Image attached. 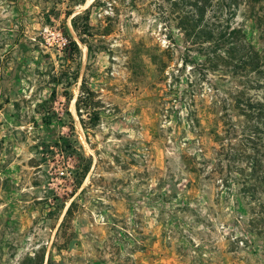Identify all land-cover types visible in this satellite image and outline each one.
Returning <instances> with one entry per match:
<instances>
[{"label":"rangeland","instance_id":"obj_1","mask_svg":"<svg viewBox=\"0 0 264 264\" xmlns=\"http://www.w3.org/2000/svg\"><path fill=\"white\" fill-rule=\"evenodd\" d=\"M249 5L226 17L260 49L264 8ZM187 10L0 0V264H264V237L237 246L248 221L184 168L213 145L210 110L233 82L209 61L213 47L184 38ZM52 28L63 41L46 39ZM82 83L95 126L79 122Z\"/></svg>","mask_w":264,"mask_h":264},{"label":"trees","instance_id":"obj_2","mask_svg":"<svg viewBox=\"0 0 264 264\" xmlns=\"http://www.w3.org/2000/svg\"><path fill=\"white\" fill-rule=\"evenodd\" d=\"M169 1L172 6L188 9L178 19V28L186 41L199 47H213L207 53L209 61L224 63L223 72L233 80L224 96L216 100L210 110L214 128L208 131V135L213 145L208 150L199 148L183 157L184 168L194 174L195 179H200V175L205 173V184H211L214 189L213 201L216 204H231L233 213L248 221V228L241 232L242 238L234 236L232 239L236 240L237 246L241 243L243 248H250L253 244L250 236L264 237V47L259 49L247 41L243 30L232 26L226 16L246 2L254 13L257 5L264 8V0ZM88 12L86 10V14ZM208 12L212 15L206 18ZM215 17L218 25L212 20ZM74 23L75 18L72 19ZM77 36L83 42L80 34ZM70 44L74 51H78L74 41L70 40ZM198 55L206 56L202 53ZM84 92L82 83L75 103L79 122L85 127V114L90 126H95L99 113L88 104L92 101L90 92L86 90L87 97L82 100ZM192 123L197 127L196 119ZM89 168L88 161L81 166L77 176L78 186ZM74 206L75 203L71 202L61 225ZM184 208L188 210L187 205Z\"/></svg>","mask_w":264,"mask_h":264},{"label":"built area","instance_id":"obj_3","mask_svg":"<svg viewBox=\"0 0 264 264\" xmlns=\"http://www.w3.org/2000/svg\"><path fill=\"white\" fill-rule=\"evenodd\" d=\"M47 40L50 39H57L59 41H63V38L61 37V34L59 31H57L55 28L49 29L47 34Z\"/></svg>","mask_w":264,"mask_h":264}]
</instances>
